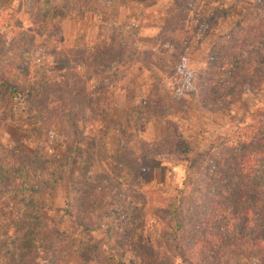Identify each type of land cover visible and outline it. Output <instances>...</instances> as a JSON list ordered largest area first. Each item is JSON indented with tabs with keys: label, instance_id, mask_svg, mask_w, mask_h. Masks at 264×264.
<instances>
[{
	"label": "rangeland",
	"instance_id": "1",
	"mask_svg": "<svg viewBox=\"0 0 264 264\" xmlns=\"http://www.w3.org/2000/svg\"><path fill=\"white\" fill-rule=\"evenodd\" d=\"M45 1L0 0V67L7 69V73L12 70L10 75L25 88L33 80L61 79L63 66L55 60L56 54L83 44H94L123 24L137 29L135 48L143 63L134 64L130 71L126 70L127 73L125 69L107 72L89 84L91 89H97L101 80L125 73L115 88L117 96L112 104V113L120 127L112 125L106 129L95 117L96 112L92 116L87 114V118L97 121L86 122L85 140L74 158H67L66 146L58 134L40 133L37 117L22 88L23 93L15 94L10 104L0 106L7 112L6 119H0L1 142L26 155L36 154L43 148L44 153L64 164L62 176L47 201L51 210L39 212L41 223L73 236L71 246L76 250L69 251L61 264H144L142 252L146 256L147 244L161 253L172 245L166 216L170 202L175 201L176 206L181 202L185 186L190 188L188 190H195L198 186L197 191L202 196L207 183L205 172L215 169L211 155L226 142L235 146V137L240 132H254L264 124V81L257 90L240 91L238 98L218 107L217 111H220L215 114L204 112L196 95H192L214 43L247 15L255 13L258 19L264 17V0H196L186 23V30L192 37L191 46L183 53L179 68L174 55L178 56L180 45L168 44L161 37L164 23L176 12L171 0L148 4L139 0H50L47 6ZM48 18L58 21L59 40H48L40 33L43 30L46 33ZM203 18L206 19L204 24L212 27V36L201 42L200 33L203 34L206 28L205 25L200 27ZM22 31L27 36L18 33ZM152 92L174 101L184 99L185 112L176 117L171 111L172 115L158 122L138 120L132 115L133 110ZM167 121L178 126L188 148L181 158L167 151H154L157 144L167 140ZM258 140L264 142V138L258 137ZM124 145L126 154L119 153ZM259 145L256 149L260 148ZM254 171L252 182H258L257 187L250 185L257 193L261 185L264 188L260 179L264 176V168ZM210 180L213 184L211 191L216 193V187L221 185L217 184L218 176L214 174ZM13 181L11 186L14 187L16 178ZM242 184L243 187L247 185L245 180ZM80 187L89 199L86 206L96 210L97 214L106 208V199L99 196H104L107 190L118 195L117 204L120 205L100 219V228L94 233H86L67 216L69 205L74 202L75 192ZM247 192V204L243 205L250 207L255 214L262 213L259 217L252 214L251 219L257 223L242 229L250 235L251 231L257 230L258 224L264 222L261 220V217L264 219V199L253 202L249 190ZM220 200L214 201L218 203ZM192 201L187 196L182 204L184 207L180 203L184 227L190 234L195 220V211L190 212ZM28 228L18 224L16 196L0 198V264H52L49 260L44 261L41 254L35 263L33 259L17 258L22 251L32 247L31 242L24 239ZM18 241L20 245L16 244ZM246 246L243 250L249 254L248 250L252 248L247 246V250ZM230 251L232 249L227 252ZM254 255V259L244 256L250 260L238 257V264H264V252ZM190 260L194 262V257ZM176 263L180 264L179 260Z\"/></svg>",
	"mask_w": 264,
	"mask_h": 264
},
{
	"label": "trees",
	"instance_id": "2",
	"mask_svg": "<svg viewBox=\"0 0 264 264\" xmlns=\"http://www.w3.org/2000/svg\"><path fill=\"white\" fill-rule=\"evenodd\" d=\"M139 1L148 4L157 0ZM171 1L176 12L164 23L161 37L168 44L180 45L178 56L174 55L176 66L179 68L183 53L191 46L192 37L186 30V23L196 0ZM48 3L50 0H46L44 4L47 6ZM222 13L225 14L224 9ZM48 19L46 33L44 30L40 33L48 40L52 38L59 40L61 29L58 21ZM204 21L205 18L200 22V27L203 25L206 27L203 34L200 33L201 42L212 36V27L204 24ZM18 33L22 37L27 36L25 31ZM137 33L135 27L123 24L113 28L107 38L100 39L94 44H83L67 50L66 53L56 54L55 60L63 66V76L56 81L33 80L25 88L18 79L10 75L12 70L7 73V69L0 67V106L3 103L10 104L15 94H22L21 88L25 90L37 117L40 133L48 136L58 134L66 146L67 158H74L83 146L86 122L97 121L91 117L87 118V114L92 116V113L96 112L95 117L106 129L112 125L120 127L112 113V104L117 96L115 88L125 73L115 75L109 80H101L97 89H91L89 84L107 72L115 69H125L126 72L130 71L134 64L143 63L135 48ZM178 34L180 40L177 41ZM218 40L211 48L207 65L201 72L192 94L196 95L200 108L208 114L219 112L218 107L229 104L233 98H238L242 93L240 91L244 89L257 90L264 81V17L258 19L255 13L247 15L233 30L220 36ZM185 103L182 98L174 101L152 92L141 105L134 108L132 115L138 120L158 122L172 115L171 111L176 117L182 116L186 109ZM1 110L0 108V119L3 121L7 117V112ZM167 124L169 133L167 140L163 144H157L154 151L156 153L167 151L181 158L186 155L188 148L185 147L178 126L171 121H167ZM258 137L264 138V124L254 132H240L235 137L237 139L235 146L226 142L211 155L215 169L205 172L207 183L202 196L197 191L198 186L195 190H188L190 188L185 186L181 202L179 201L177 206L175 201L168 205L166 216L169 219V238L172 245H168L166 251L161 253V250L155 251L145 244L146 256L142 252L144 264L145 262L177 264V260L180 264H231V262L238 264V257L249 255V258L254 259L256 252H264V222L260 221L257 230L251 231L250 235L243 232L251 223H257L251 216L262 215L261 212L255 214L250 207L243 205L247 204L245 201L247 190L253 202L258 198L264 199L262 185L257 193L251 187V185L257 187L258 183L252 182L256 172L254 169L264 168V142L258 140ZM258 145L260 148L256 149ZM124 148L125 145L119 153L126 154L127 150ZM63 166L64 164L57 162L54 157L51 158L44 153L43 148L36 154L26 155L16 148L3 145L0 139V198L16 196L18 224L29 227L24 239H28L32 244L30 249L22 251L17 256L20 260L33 259L35 263L41 254L44 261L61 264L69 251L76 250L71 246L73 240L71 233L61 232L53 226L41 223L39 219L41 210H51L47 201L62 176ZM214 174L218 176L217 184H221L216 187V193L211 191L213 184L210 178ZM14 178L17 183L13 187L11 182L14 183ZM260 179L264 184V176ZM243 180L247 184L244 187L241 185ZM75 194V200L69 205L67 216L86 233L96 232L100 228V219L107 217L106 214H109L111 209L120 205L117 204L118 195L114 196L107 190L106 195L99 196L103 200L106 199V208L97 214L96 210L93 211L91 207L86 206L85 202L89 199L81 187ZM187 196L193 200L190 212L195 211L191 234L184 227L185 222L181 215V205ZM218 198L221 202L215 203L214 200ZM261 220L264 221L262 217ZM16 244L20 245V242ZM246 245L252 249L248 250ZM245 246L249 254L244 252ZM228 249L232 251L228 253ZM191 257H194V262H191ZM248 257L244 258L248 260Z\"/></svg>",
	"mask_w": 264,
	"mask_h": 264
}]
</instances>
